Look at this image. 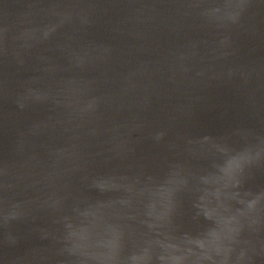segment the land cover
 Here are the masks:
<instances>
[{"label": "water", "instance_id": "water-1", "mask_svg": "<svg viewBox=\"0 0 264 264\" xmlns=\"http://www.w3.org/2000/svg\"><path fill=\"white\" fill-rule=\"evenodd\" d=\"M0 264H264V0H0Z\"/></svg>", "mask_w": 264, "mask_h": 264}]
</instances>
